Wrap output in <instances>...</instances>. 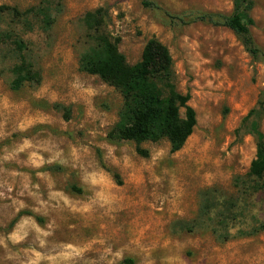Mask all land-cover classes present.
<instances>
[{"label":"rangeland","instance_id":"rangeland-1","mask_svg":"<svg viewBox=\"0 0 264 264\" xmlns=\"http://www.w3.org/2000/svg\"><path fill=\"white\" fill-rule=\"evenodd\" d=\"M143 1L0 0L23 15L0 11V33L17 32L41 73L13 90L0 53V264H264V187L247 177L256 140L243 121L264 101V59L229 28L196 20L230 14L232 0ZM251 3L264 50V0ZM97 8L128 63L150 38L168 48L174 86L196 113L180 150L144 141L143 156L108 137L121 94L79 69L94 42L84 17ZM258 120L264 134V105Z\"/></svg>","mask_w":264,"mask_h":264},{"label":"trees","instance_id":"trees-1","mask_svg":"<svg viewBox=\"0 0 264 264\" xmlns=\"http://www.w3.org/2000/svg\"><path fill=\"white\" fill-rule=\"evenodd\" d=\"M143 4L157 7L146 0ZM251 4V0H232L230 14L204 12L199 13L196 20L229 28L252 58L264 59V50L256 45L250 30L254 24L249 14ZM0 11L9 12L17 18L23 16L16 7L0 6ZM43 11V6L35 10L37 16ZM104 12L102 8H97L85 14L84 27L94 42L81 56L79 69L96 75L121 94L119 120L108 137L135 142L136 151L143 156H147V152L139 144L144 141L166 139L171 153L180 150L196 125V113L188 103L190 95L179 92L174 86L173 61L168 48L156 38H150L142 49L140 59L134 64L128 63L118 50V40L111 39L102 29ZM169 16L171 20L181 21L173 15ZM27 50V43L14 30L0 33V53L12 61L10 88L13 90L41 81V73L28 60ZM263 105L264 101L257 102L243 119L250 120V131L256 140L255 155L247 171V177L257 184L254 190L264 187V134L258 120ZM125 263L133 264V260L127 258Z\"/></svg>","mask_w":264,"mask_h":264}]
</instances>
